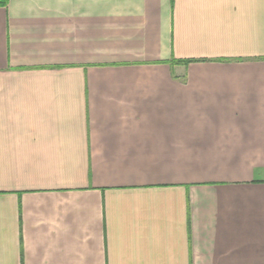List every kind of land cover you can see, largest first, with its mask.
I'll return each mask as SVG.
<instances>
[{
	"label": "crops",
	"instance_id": "0c3cea01",
	"mask_svg": "<svg viewBox=\"0 0 264 264\" xmlns=\"http://www.w3.org/2000/svg\"><path fill=\"white\" fill-rule=\"evenodd\" d=\"M0 1V264H264V0Z\"/></svg>",
	"mask_w": 264,
	"mask_h": 264
},
{
	"label": "trees",
	"instance_id": "16d2710c",
	"mask_svg": "<svg viewBox=\"0 0 264 264\" xmlns=\"http://www.w3.org/2000/svg\"><path fill=\"white\" fill-rule=\"evenodd\" d=\"M0 4H1V5H6V1H0ZM183 63L188 64V63H190V62L187 61V62H183Z\"/></svg>",
	"mask_w": 264,
	"mask_h": 264
}]
</instances>
